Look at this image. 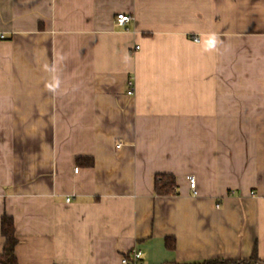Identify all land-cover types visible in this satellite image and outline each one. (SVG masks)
Wrapping results in <instances>:
<instances>
[{"label": "crops", "instance_id": "0c3cea01", "mask_svg": "<svg viewBox=\"0 0 264 264\" xmlns=\"http://www.w3.org/2000/svg\"><path fill=\"white\" fill-rule=\"evenodd\" d=\"M0 33V255L8 217L18 264H264V0H0Z\"/></svg>", "mask_w": 264, "mask_h": 264}, {"label": "trees", "instance_id": "16d2710c", "mask_svg": "<svg viewBox=\"0 0 264 264\" xmlns=\"http://www.w3.org/2000/svg\"><path fill=\"white\" fill-rule=\"evenodd\" d=\"M176 188L173 176L162 175L156 178L154 190L157 195L167 196L173 195ZM1 232L4 237V246L2 254L0 255L1 264H18L14 255V248L17 243L15 238L14 226L12 219L3 217L1 222ZM256 252L248 260H223L212 259L199 263H184V264H256L258 263Z\"/></svg>", "mask_w": 264, "mask_h": 264}, {"label": "built area", "instance_id": "2783aa9c", "mask_svg": "<svg viewBox=\"0 0 264 264\" xmlns=\"http://www.w3.org/2000/svg\"><path fill=\"white\" fill-rule=\"evenodd\" d=\"M132 21L131 16L126 14H118L116 16V24L120 27H125L128 23ZM5 38L4 34L0 33V40ZM197 40V39H195ZM128 89L126 95L128 97H132L134 95V85L132 80L127 82ZM119 147V146H118ZM189 183V188L193 195H196V183L193 176L187 178ZM68 201V200H67ZM142 252L136 248H133L129 253L125 254L121 258V264H146L143 261Z\"/></svg>", "mask_w": 264, "mask_h": 264}, {"label": "clouds", "instance_id": "9594fccd", "mask_svg": "<svg viewBox=\"0 0 264 264\" xmlns=\"http://www.w3.org/2000/svg\"><path fill=\"white\" fill-rule=\"evenodd\" d=\"M222 44L219 36L216 33H209L203 39L202 45L205 52H212L218 50V46ZM49 71H54V69H48ZM60 86V80L56 77L52 78V81L47 85L50 91H55Z\"/></svg>", "mask_w": 264, "mask_h": 264}]
</instances>
